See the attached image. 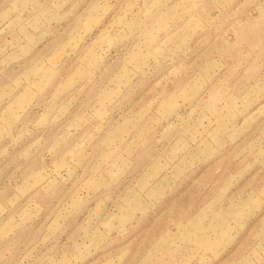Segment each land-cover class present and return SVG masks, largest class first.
<instances>
[{
    "label": "rangeland",
    "instance_id": "1",
    "mask_svg": "<svg viewBox=\"0 0 264 264\" xmlns=\"http://www.w3.org/2000/svg\"><path fill=\"white\" fill-rule=\"evenodd\" d=\"M0 264H264V0H0Z\"/></svg>",
    "mask_w": 264,
    "mask_h": 264
}]
</instances>
